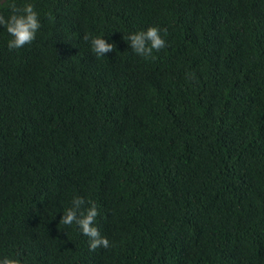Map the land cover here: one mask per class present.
<instances>
[{
    "label": "trees",
    "instance_id": "obj_1",
    "mask_svg": "<svg viewBox=\"0 0 264 264\" xmlns=\"http://www.w3.org/2000/svg\"><path fill=\"white\" fill-rule=\"evenodd\" d=\"M34 4L30 44L8 50L0 28V253L264 264V0ZM147 25L166 47L143 59L126 34ZM86 32L113 50L96 57ZM73 195L107 248L60 223Z\"/></svg>",
    "mask_w": 264,
    "mask_h": 264
},
{
    "label": "clouds",
    "instance_id": "obj_2",
    "mask_svg": "<svg viewBox=\"0 0 264 264\" xmlns=\"http://www.w3.org/2000/svg\"><path fill=\"white\" fill-rule=\"evenodd\" d=\"M0 8L5 10L0 11V28L8 34V50L22 49L35 40L41 28V18L34 0H0ZM164 31L166 30L156 25H147L128 32L126 41L134 54L143 59H150L153 58L154 52L166 47V40L162 35ZM82 38L96 57H103L114 48V44L107 41L104 35L86 32ZM185 75L187 79H194L190 71ZM98 214L99 209L94 201L73 195L69 205L62 208L59 221L66 226H75L79 233L87 238L90 250L107 248L109 240L101 234L96 223ZM0 264H26V261L12 253H0Z\"/></svg>",
    "mask_w": 264,
    "mask_h": 264
}]
</instances>
